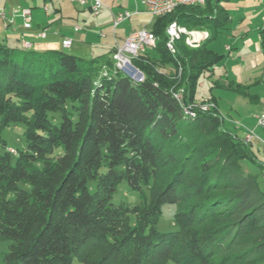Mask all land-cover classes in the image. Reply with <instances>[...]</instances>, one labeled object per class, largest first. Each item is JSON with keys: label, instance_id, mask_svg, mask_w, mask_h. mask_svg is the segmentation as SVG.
<instances>
[{"label": "trees", "instance_id": "obj_1", "mask_svg": "<svg viewBox=\"0 0 264 264\" xmlns=\"http://www.w3.org/2000/svg\"><path fill=\"white\" fill-rule=\"evenodd\" d=\"M223 1L156 18L155 47L131 60L141 82L115 69L113 53L87 59L0 39L3 264H264L260 150L224 126L215 98L209 111L194 106L200 77L223 58L207 48L229 19ZM172 22L208 37L194 49L180 37L171 53ZM11 124L24 126L14 155L2 138ZM122 182L141 204L112 202ZM163 205L177 207L169 232L156 228Z\"/></svg>", "mask_w": 264, "mask_h": 264}, {"label": "crops", "instance_id": "obj_2", "mask_svg": "<svg viewBox=\"0 0 264 264\" xmlns=\"http://www.w3.org/2000/svg\"><path fill=\"white\" fill-rule=\"evenodd\" d=\"M41 2V6H34L27 0H0V10L4 11V16H0V39L11 47L19 48L22 47L23 40L28 41L32 45L31 49L46 51L63 50L62 41L68 38L72 41L69 49L77 44L75 46L77 56L88 59L112 54L115 46L122 45L130 33L141 29L150 30L156 19L144 11L141 0H106L96 16L88 7L80 6L78 0H63L59 3L56 0H41ZM16 7L31 10L30 29L23 28L21 17H12L11 10ZM220 7L226 11L229 19L222 28L218 29L217 34L226 29L231 22V15L241 16L239 28L249 26L256 21V31L250 32L253 36L250 38V34L245 31L241 34V40L246 47L254 48L255 60L251 61V64L264 65L259 36V32L264 29V0H225L220 3ZM123 12L131 13V17L114 28L113 14ZM41 33L45 34L44 38L39 36ZM225 49L229 52L232 48L227 46ZM206 74L205 76L212 81L211 88L231 91H235L233 88L236 86L244 88L241 67L230 65L229 61L225 60L222 67L216 64L212 72ZM218 78L224 79L226 85H222ZM200 87L203 89L204 85L199 82L198 97H213L210 96L211 94L200 93ZM245 89L248 90V87ZM232 130L237 132V129ZM240 134L242 135V132Z\"/></svg>", "mask_w": 264, "mask_h": 264}, {"label": "rangeland", "instance_id": "obj_3", "mask_svg": "<svg viewBox=\"0 0 264 264\" xmlns=\"http://www.w3.org/2000/svg\"><path fill=\"white\" fill-rule=\"evenodd\" d=\"M28 3H32L34 6H41V0H27ZM232 16L231 22L227 25L226 29L220 31L214 39L207 43V48L213 51L215 54L222 55L223 58L217 63V66L222 67L226 61H229L230 65H238L241 67L242 86L248 87L245 90L248 97L238 94L235 91H231L223 88H211L212 81L209 80L205 75L201 76L199 82L204 85L200 93L211 94L217 103L219 114L224 119V126L228 129H238V133L242 132L240 136L244 139L245 129L252 131L256 138L251 141L254 149H259V161L264 164V128L257 126L256 117L264 114V82L262 75L263 65L251 64V61L255 60L254 48H248L243 45L241 40V34L245 31L250 34V38L257 29L254 21L249 26H243L239 28L241 16ZM203 31V30H202ZM255 34V33H254ZM256 36V35H254ZM256 39V37L254 38ZM77 46V44H75ZM73 48H64L63 50L77 56L78 53ZM231 47V51H227L225 47ZM207 75V74H206ZM217 77V76H216ZM217 79V78H216ZM220 79V78H218ZM222 85H226L224 79H220ZM250 98L255 101L249 100ZM197 108L202 109L206 107L204 111H209L215 108V104L209 97H200L199 100L194 104ZM59 115H55L58 118ZM241 131V132H240ZM2 138L5 140L9 152L14 155L16 149H20L24 145V126L23 125H8L2 131ZM245 171L251 172L252 174H258L259 169L253 166H245ZM259 182L261 189L264 191V174L259 176ZM148 198V192H146ZM141 197L139 194L130 190L127 185L122 182L113 195L112 202L114 203H125L127 205H139L141 204ZM175 205H163L161 208V216L159 217L156 225L157 230L160 232H169L174 230L173 214L176 210ZM7 251V243L0 242V264H3L2 253ZM73 264H79L76 260ZM165 264H174L167 262Z\"/></svg>", "mask_w": 264, "mask_h": 264}, {"label": "built area", "instance_id": "obj_4", "mask_svg": "<svg viewBox=\"0 0 264 264\" xmlns=\"http://www.w3.org/2000/svg\"><path fill=\"white\" fill-rule=\"evenodd\" d=\"M63 0H56L57 3ZM106 0H78V3L82 7H88L91 13L96 16L104 6ZM207 0H141V4L144 11L152 18H160L171 14L178 7H191V6H203ZM46 11V9H45ZM12 17H21L22 26L24 29H30L31 27V10L29 8H13L11 10ZM0 16H4V11L0 10ZM131 17V13L123 12L113 14V27L116 28L123 21ZM167 42L166 47L174 53V43L180 37H184L185 44L191 48H196L199 43L208 37L207 31L201 30H189L184 26L178 25L176 22H172L166 28ZM40 37L44 38L45 34L41 33ZM22 47L29 49L31 43L28 41L21 42ZM72 41L65 38L62 41L64 48H70ZM156 39L150 30L141 29L130 33L127 39L122 45H116L112 54V60L114 67L125 77L135 81L141 82L143 76L139 74L132 64L131 60L136 58L137 55L143 52L146 48H154ZM174 98L180 103L182 100L181 92L174 94ZM206 107H202L205 110ZM185 111H189L188 108ZM256 124L259 127L264 128V114L256 117ZM256 138L254 133L248 129H245L244 143H250Z\"/></svg>", "mask_w": 264, "mask_h": 264}, {"label": "water", "instance_id": "obj_5", "mask_svg": "<svg viewBox=\"0 0 264 264\" xmlns=\"http://www.w3.org/2000/svg\"><path fill=\"white\" fill-rule=\"evenodd\" d=\"M139 74L141 75V73L139 72Z\"/></svg>", "mask_w": 264, "mask_h": 264}]
</instances>
